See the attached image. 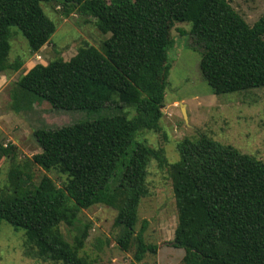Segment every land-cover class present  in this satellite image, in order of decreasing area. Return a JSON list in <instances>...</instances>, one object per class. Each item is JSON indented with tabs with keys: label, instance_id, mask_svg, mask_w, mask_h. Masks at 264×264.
<instances>
[{
	"label": "trees",
	"instance_id": "obj_1",
	"mask_svg": "<svg viewBox=\"0 0 264 264\" xmlns=\"http://www.w3.org/2000/svg\"><path fill=\"white\" fill-rule=\"evenodd\" d=\"M50 1L0 0V74L24 65L23 58L9 59L12 26L27 40L29 55L49 42L56 27L41 3ZM56 1L63 15L93 17L110 36L101 50L83 43L68 60L24 71L11 88L10 107L26 112L45 102L53 110L91 114L129 106L135 113L37 128L41 151L11 163L0 222L23 229L25 247L43 259L88 264L80 254L87 226L70 242L60 224L74 226L82 209L104 204L116 209L118 245L134 247L141 261L156 251L145 241L146 223L136 231L139 203L149 194L148 165L156 160L168 166L172 181L177 223L171 243L184 250L180 264H264V161L200 134L179 140L178 158L168 163L162 148L138 140L142 131L161 130L174 22L190 23L200 72L220 95L264 88V13L250 25L228 0ZM5 158L15 159L13 145L0 144V174ZM32 163L65 179L58 185L45 173L34 184Z\"/></svg>",
	"mask_w": 264,
	"mask_h": 264
},
{
	"label": "rangeland",
	"instance_id": "obj_2",
	"mask_svg": "<svg viewBox=\"0 0 264 264\" xmlns=\"http://www.w3.org/2000/svg\"><path fill=\"white\" fill-rule=\"evenodd\" d=\"M231 6L252 25L264 13V0H228ZM56 0L42 2L45 15L54 22L55 31L47 44L29 55L28 43L21 31L11 27L9 59L23 58L24 65L17 72L1 74L0 78V144L15 147V159L5 158L1 163L0 195L10 193L8 170L12 162L23 163L41 151L33 132L39 127L55 128L77 120H93L99 115L124 113L132 117L129 106L102 108L97 113L85 111L53 110L48 104H38L29 111L15 112L10 107V91L24 71L37 63L47 64L53 59L68 60L83 43L101 50L102 42L110 33H102L95 25V18L82 16L76 11L65 16ZM171 35L173 46L168 50L170 71L165 90L161 130H145L138 140L150 146L162 148L168 163L178 158L177 143L184 137L195 138L200 134L230 144L240 152L264 161V88H254L238 93L216 95L203 78L200 67V48L192 45L189 22H174ZM192 43V44H191ZM4 82V83H3ZM185 104L187 121L181 112ZM31 182L38 183L43 174L58 185L65 176L55 171H44L29 164ZM113 184V178L110 181ZM149 194L138 207L136 231L146 223L145 241L156 246L154 253H146L141 261L134 259V247L122 250L116 237L121 228L114 225L116 209L95 204L82 209L74 226L60 224L68 241H72L79 227L87 226V237L80 252L88 264H180L184 250L173 247L172 240L177 223V210L168 166H159L156 160L148 165ZM0 264H61L43 259L25 247L23 229H15L6 221L0 222Z\"/></svg>",
	"mask_w": 264,
	"mask_h": 264
},
{
	"label": "water",
	"instance_id": "obj_3",
	"mask_svg": "<svg viewBox=\"0 0 264 264\" xmlns=\"http://www.w3.org/2000/svg\"><path fill=\"white\" fill-rule=\"evenodd\" d=\"M181 112L185 118V120L187 121V116H186V112H185V104L181 103Z\"/></svg>",
	"mask_w": 264,
	"mask_h": 264
},
{
	"label": "crops",
	"instance_id": "obj_4",
	"mask_svg": "<svg viewBox=\"0 0 264 264\" xmlns=\"http://www.w3.org/2000/svg\"><path fill=\"white\" fill-rule=\"evenodd\" d=\"M1 75V74H0ZM0 81L2 82L1 78H0ZM4 83V82H3Z\"/></svg>",
	"mask_w": 264,
	"mask_h": 264
}]
</instances>
